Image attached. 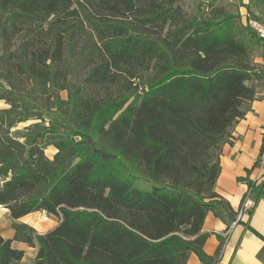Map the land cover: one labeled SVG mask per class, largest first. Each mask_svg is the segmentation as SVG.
<instances>
[{"label": "trees", "instance_id": "trees-1", "mask_svg": "<svg viewBox=\"0 0 264 264\" xmlns=\"http://www.w3.org/2000/svg\"><path fill=\"white\" fill-rule=\"evenodd\" d=\"M184 1L0 0V99L43 125L27 143L0 114V205L60 218L45 234L14 223L0 264L23 258L14 239L38 246L36 264L220 257L225 238L210 256L202 227L237 218L215 186L263 72L234 15Z\"/></svg>", "mask_w": 264, "mask_h": 264}, {"label": "crops", "instance_id": "crops-1", "mask_svg": "<svg viewBox=\"0 0 264 264\" xmlns=\"http://www.w3.org/2000/svg\"><path fill=\"white\" fill-rule=\"evenodd\" d=\"M256 90L255 99L244 105L245 115L235 124L230 141L222 147L221 171L215 186V190L225 197L236 211L242 206L248 192L256 203L251 212L244 214L239 222L231 226L219 257L222 258L221 264H264V162H260L264 150V88L259 87ZM11 110L14 109L5 100L0 99V114ZM16 114V123L6 124L13 134L25 142L28 137L19 130L33 122L19 121V112L16 111ZM45 151H50L47 155L53 157L57 150L54 146H48ZM249 182L252 183L251 186ZM43 212L36 211L13 219L10 210L0 205V234L4 238L13 239L16 234L14 223L28 224L38 234L47 233L57 226L60 218L50 214L38 220ZM226 228V223L213 212L206 215L202 231L208 235L204 245V251L208 255L216 254ZM12 246L24 252L23 258L16 264H36L38 246H30L15 239ZM186 264L204 263L196 253H191Z\"/></svg>", "mask_w": 264, "mask_h": 264}, {"label": "rangeland", "instance_id": "rangeland-1", "mask_svg": "<svg viewBox=\"0 0 264 264\" xmlns=\"http://www.w3.org/2000/svg\"><path fill=\"white\" fill-rule=\"evenodd\" d=\"M183 7L189 15L203 14L206 16H212V14L220 15L226 13L234 15L236 24L237 26H239L237 32H239V35L241 37H244L248 40V45L252 50L254 62L258 66V68L263 72L262 78L254 81V84L257 88H264V45L260 43L257 37L253 35V31V34L251 33L250 29L246 26L243 21L245 14L253 18H264V0H216L210 6L209 0H185L183 2ZM62 96L66 98L67 93L62 92ZM3 114L5 116L6 123H16L17 114L15 110L3 112ZM32 122L33 123H31L30 126L19 130L21 134L27 135L28 138L25 139V142L27 143L34 136L38 129H43V125H36L37 120H32ZM46 154H50V151H47Z\"/></svg>", "mask_w": 264, "mask_h": 264}, {"label": "built area", "instance_id": "built-area-1", "mask_svg": "<svg viewBox=\"0 0 264 264\" xmlns=\"http://www.w3.org/2000/svg\"><path fill=\"white\" fill-rule=\"evenodd\" d=\"M243 21H244V23L246 25H248L249 28H251V30H256V32H258L260 35H262L263 36V41H264V27H263V24H259V23L255 22L254 19H250L248 17V15H246V14L244 15ZM263 97H264V93H263ZM263 157H264V150H263L262 156L260 157V162L261 161L264 162V158ZM248 193H249V202H247V206L239 208L238 214H237V218L232 223L231 226L235 225L239 220H241V218H242V216L244 214H248L254 208L256 202L252 199V197L250 195V192H248ZM48 215H50V214L47 211H44L43 214L41 216H39L37 219L40 220L42 218H46ZM229 232H230V229L227 230L226 233L224 234L225 241H226V238L228 237ZM223 248H224V246H223ZM223 248L221 250H223ZM221 259L222 258H216L215 261L213 262V264H221Z\"/></svg>", "mask_w": 264, "mask_h": 264}, {"label": "bare ground", "instance_id": "bare-ground-1", "mask_svg": "<svg viewBox=\"0 0 264 264\" xmlns=\"http://www.w3.org/2000/svg\"><path fill=\"white\" fill-rule=\"evenodd\" d=\"M248 17L250 19H254L255 22H257L259 24H263V27H264V19L253 18V17H250L249 15H248ZM246 26L248 27V25H246ZM249 29H250L251 32L253 31L254 34H256L259 38H261L263 40V36L260 35L258 32H256V30H251V28H249ZM247 202H249V194L246 195V197L244 198V201L242 202V206L241 207H246L247 206Z\"/></svg>", "mask_w": 264, "mask_h": 264}]
</instances>
